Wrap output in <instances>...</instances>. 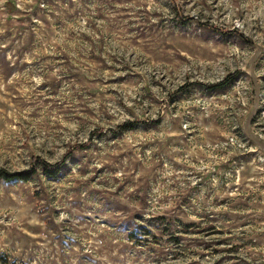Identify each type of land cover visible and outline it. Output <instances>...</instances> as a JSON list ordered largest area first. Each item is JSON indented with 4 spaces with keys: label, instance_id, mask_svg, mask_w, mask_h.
<instances>
[{
    "label": "rangeland",
    "instance_id": "1",
    "mask_svg": "<svg viewBox=\"0 0 264 264\" xmlns=\"http://www.w3.org/2000/svg\"><path fill=\"white\" fill-rule=\"evenodd\" d=\"M248 132L264 0H0V264H264Z\"/></svg>",
    "mask_w": 264,
    "mask_h": 264
},
{
    "label": "trees",
    "instance_id": "2",
    "mask_svg": "<svg viewBox=\"0 0 264 264\" xmlns=\"http://www.w3.org/2000/svg\"><path fill=\"white\" fill-rule=\"evenodd\" d=\"M229 78L223 79L221 82L216 84V87H224L227 83ZM63 169V162L58 161L53 164H49L44 162L42 164V170L43 172L49 176V177H57L59 173ZM34 173V169H27L23 171H16L12 173H5V172H0V177H4L5 180H22L26 181L28 180Z\"/></svg>",
    "mask_w": 264,
    "mask_h": 264
},
{
    "label": "water",
    "instance_id": "3",
    "mask_svg": "<svg viewBox=\"0 0 264 264\" xmlns=\"http://www.w3.org/2000/svg\"><path fill=\"white\" fill-rule=\"evenodd\" d=\"M253 113L250 114V116L248 117L247 121H246V126H248V124L250 123L251 119H252ZM247 136L250 140H252L256 145H258L260 148H262L264 150V140L253 135L252 133L248 132Z\"/></svg>",
    "mask_w": 264,
    "mask_h": 264
}]
</instances>
